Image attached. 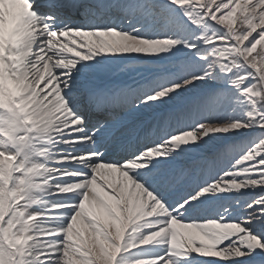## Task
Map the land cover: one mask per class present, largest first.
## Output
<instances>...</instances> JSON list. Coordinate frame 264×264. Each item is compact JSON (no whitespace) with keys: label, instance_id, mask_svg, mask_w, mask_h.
<instances>
[{"label":"snow or ice","instance_id":"1","mask_svg":"<svg viewBox=\"0 0 264 264\" xmlns=\"http://www.w3.org/2000/svg\"><path fill=\"white\" fill-rule=\"evenodd\" d=\"M0 264H264V0H0Z\"/></svg>","mask_w":264,"mask_h":264}]
</instances>
